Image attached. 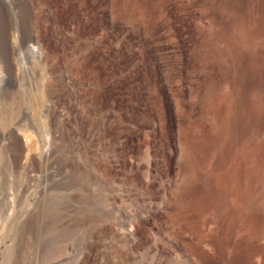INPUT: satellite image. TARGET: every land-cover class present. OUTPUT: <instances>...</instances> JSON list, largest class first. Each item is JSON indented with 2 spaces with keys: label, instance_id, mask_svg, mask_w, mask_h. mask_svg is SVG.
Here are the masks:
<instances>
[{
  "label": "rangeland",
  "instance_id": "rangeland-1",
  "mask_svg": "<svg viewBox=\"0 0 264 264\" xmlns=\"http://www.w3.org/2000/svg\"><path fill=\"white\" fill-rule=\"evenodd\" d=\"M0 22V264H264V0Z\"/></svg>",
  "mask_w": 264,
  "mask_h": 264
},
{
  "label": "bare ground",
  "instance_id": "bare-ground-1",
  "mask_svg": "<svg viewBox=\"0 0 264 264\" xmlns=\"http://www.w3.org/2000/svg\"><path fill=\"white\" fill-rule=\"evenodd\" d=\"M3 22V21H2ZM2 24H1V22H0V33L1 34H3V37H1L2 39H3V41L6 43V40H7V38H8V32H6V30L5 31H3L2 29H3V27L1 26ZM29 49V52H31V53H35V51H36V47H30V48H28ZM25 142V141H24ZM26 143V142H25ZM24 143V144H25Z\"/></svg>",
  "mask_w": 264,
  "mask_h": 264
}]
</instances>
